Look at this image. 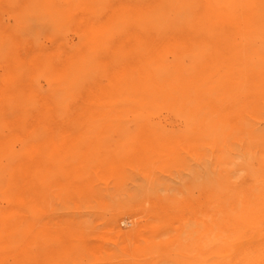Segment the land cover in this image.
I'll return each instance as SVG.
<instances>
[{"label":"bare ground","instance_id":"bare-ground-1","mask_svg":"<svg viewBox=\"0 0 264 264\" xmlns=\"http://www.w3.org/2000/svg\"><path fill=\"white\" fill-rule=\"evenodd\" d=\"M1 9L25 31L67 24L79 42L32 53L27 39L0 40V222L52 219L46 234L2 224L0 264L9 247L14 263L39 258L48 235L52 255L74 261L113 264L118 248L147 264H264V0H0ZM54 130L82 133L60 135L70 147L54 152ZM106 131L120 132V151L81 147L104 146ZM181 151L199 161L194 201L161 196L147 177L138 187L152 209L117 204L101 243L54 221V197L99 198L100 180L120 184L132 162L180 163ZM190 207L173 233L174 213ZM126 217L130 229L117 225Z\"/></svg>","mask_w":264,"mask_h":264},{"label":"rangeland","instance_id":"rangeland-1","mask_svg":"<svg viewBox=\"0 0 264 264\" xmlns=\"http://www.w3.org/2000/svg\"><path fill=\"white\" fill-rule=\"evenodd\" d=\"M32 21V20H29ZM20 21L15 19L13 14L8 9L0 10V38L4 37V39H0L1 42H6L11 44L13 48H24L23 41L27 39V48H33L32 53L35 52L36 49H44V50H53L54 48H71L74 44L79 42L78 36L73 31H68L69 27L67 24L65 25V29L51 27L49 25L41 26L35 25L30 28L28 31L23 30L20 25ZM59 29V30H58ZM7 31V36H2L1 32ZM11 34V35H10ZM9 38V40L7 39ZM4 46V45H3ZM4 48V47H3ZM1 64H0V73ZM38 83L42 89H47L49 83L44 76L39 77ZM131 133H134L130 131ZM72 134L78 135L82 132L79 131H58L54 130V152H65L70 146H62L59 145L61 141L60 135L62 134ZM87 135H92L93 132H85ZM102 135H105L104 138V146L96 147L93 150L92 148L88 149L90 145L89 143L85 144L82 142L81 147L85 146L83 149L88 151H95L99 154L104 152H112V151H120L118 145L120 144L121 134L119 131H106L101 132ZM94 140V139H91ZM106 140V141H105ZM87 145V146H86ZM120 146V145H119ZM80 147V146H79ZM79 147H76L78 149ZM70 150V149H69ZM114 152V153H116ZM122 152V151H121ZM181 162L168 165H163V163H155L152 168L144 167L140 169L136 162H132L125 168L124 181L120 184L115 183L114 180L108 178L107 180H100L98 182L103 190V196H100L96 199L88 200L86 198H56L54 197V221L56 223H60V225H65L70 223L73 227H79L80 231L84 233V236L87 237L90 244L101 243L102 241L99 239L100 236L104 234V232L114 226L115 223V206L117 204L122 205H133L137 208H141L144 210H151L155 201V197H148L144 194L143 191L139 190L138 185L146 183L147 177H151L154 182H158L161 185L159 193L163 197L168 196H176L177 198L185 201H194V197H196L197 190L194 187V172L195 169L199 166V161L193 157L190 153H186L181 151ZM239 175L242 176V173L239 172ZM108 182L109 184L105 183ZM168 185V187H167ZM192 185V186H191ZM191 186L192 190H188V187ZM102 200V201H101ZM186 209V208H185ZM175 212L173 216H175L172 225L173 229L171 230L173 233H176L174 226L179 225V218L184 214L186 217H191L192 208ZM145 214V213H144ZM143 214V215H144ZM181 214V216H180ZM151 219L149 218V220ZM146 220L144 222H147ZM21 220H8L0 222V228L2 224L11 226H17L18 231L21 233H32L35 230L42 231L46 234L44 223L52 222L50 217L42 218L39 220L37 225H29L28 222H21ZM188 228H194L195 223L188 220ZM68 225V224H67ZM117 225L122 229H130L134 225L133 217H126L124 221L122 219L117 220ZM35 229V230H34ZM170 231V232H171ZM50 239V242L48 240ZM47 243V244H46ZM45 246L47 251L44 254L39 256V258H35L30 261L29 264H112L107 263V261H103L98 263L92 255H85L80 260L76 261L71 258H64L63 256H59L58 254L52 255L51 247V235L46 236ZM55 247L58 246L57 243L54 244ZM105 246L113 247L111 243H106ZM8 252L4 257L5 260L2 264H17L14 263L13 260V247L7 248ZM116 252H118L114 259L111 261L113 264H147L149 259H141L136 260L132 256L123 255L118 248H116ZM152 264V263H151ZM156 264H177L175 260L170 258H163L160 262Z\"/></svg>","mask_w":264,"mask_h":264}]
</instances>
